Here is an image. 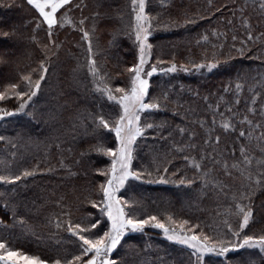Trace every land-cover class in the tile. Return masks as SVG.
I'll use <instances>...</instances> for the list:
<instances>
[{
	"label": "snow or ice",
	"instance_id": "6c2138e0",
	"mask_svg": "<svg viewBox=\"0 0 264 264\" xmlns=\"http://www.w3.org/2000/svg\"><path fill=\"white\" fill-rule=\"evenodd\" d=\"M19 6L29 14L22 25L0 23V65L8 68L0 71V124L27 117L51 134L41 142L27 124L0 134L12 150L0 159V264H264V0ZM157 30L191 45L182 60L154 55ZM238 57L260 63L245 67ZM177 72L227 81L202 94L152 80ZM185 92L204 101L210 121ZM41 143L44 166L17 162L19 149ZM48 174L60 179L37 195L33 185ZM137 181L174 185L188 202L150 210L145 196L129 195ZM148 229L176 251L146 243L121 254L130 234Z\"/></svg>",
	"mask_w": 264,
	"mask_h": 264
},
{
	"label": "trees",
	"instance_id": "16d2710c",
	"mask_svg": "<svg viewBox=\"0 0 264 264\" xmlns=\"http://www.w3.org/2000/svg\"><path fill=\"white\" fill-rule=\"evenodd\" d=\"M120 2H123V0H120ZM186 3L189 2V0H185ZM190 2L195 5L196 0H190ZM200 3H204L205 0H199ZM217 3L223 2V0H216ZM16 4L18 6L12 7V8H5L2 5H0V23H2L4 26H11V25H22L23 21L28 18L29 14L25 11V7H21L19 5L24 4L26 6V0H16ZM87 11V10H86ZM23 31V29H21ZM175 30H157L154 39V43L158 45V47L155 49L154 55H161L163 58L167 59L170 57V55L175 52L177 55L178 60H182L183 56L186 54V48L190 47L191 45H188L186 43H181L178 36L174 34ZM180 33H183V29L179 30ZM27 34V33H25ZM39 36L41 39L45 37V34L43 32L39 33ZM60 38H64L63 32L60 35ZM3 39V38H0ZM107 39V36L102 34L101 40L102 43H104ZM173 44H176L177 47H172ZM194 51H198L197 49H193ZM38 54V53H37ZM128 60L131 61L132 56L128 54L127 56ZM238 61L240 64L244 65L245 67L251 66L253 68L257 67L260 63V61L256 60H249L246 58H239ZM26 62V61H24ZM109 67H111V62L109 63ZM0 71L7 72L8 68L0 65ZM63 73L67 74L68 68L62 69ZM61 79L64 77L61 76ZM152 80L155 82H159L161 84H167L171 82L177 90H179V85L184 84L186 86H191L192 88L196 89L198 88L201 93H205L208 89H212L213 91L216 90H222V84L221 81H227V76L225 75H216V76H210L207 79L204 77H201L195 73L192 74H185L184 72H177L174 74H170L169 76H155L152 77ZM184 99L190 101V103L197 107L198 112L200 115H203L207 120H211V114L205 110L204 101H202L198 97L191 96L190 93H183ZM46 105L43 103L39 104L37 106V115L39 116V113L41 111L46 110ZM241 108H243V105H241ZM223 111V108L221 109ZM161 116H168L171 117L170 112H163L161 113ZM9 121H12L10 123H7V133L3 132L0 134L5 135H14L16 131L20 130V127L22 125L27 124L28 127L31 129L32 135L34 138H37L39 141L43 142L45 141V138L51 134L50 128L44 124L42 121H31L29 122V118L23 117L20 119L15 118H8ZM179 117L176 118V121L179 122ZM217 120H219V116L217 117ZM199 130V129H198ZM225 137L222 135V142L220 147H224L223 140ZM149 143H151V137L149 138ZM239 144V141H237V146ZM82 147H86V144L81 145ZM7 150V148L4 147L3 144H0V159H3V156L1 155ZM12 151L11 149H8V151ZM48 153H50V159L53 164H55L56 159L58 158L57 151L55 148H50L48 150ZM10 155V154H9ZM95 155V154H93ZM238 155V152H237ZM11 156V155H10ZM46 152L43 147V143L40 144L39 147L31 146L29 149L21 148L18 150V155L16 157V160L18 163H34L35 161H41V166H44L46 163L45 161ZM71 159V158H69ZM101 159L106 160V157H101ZM60 179L59 176H55L52 174L45 175L43 177H38L36 180V184L33 185L32 191L37 193V195H43L39 191L38 186H44L47 187L50 184H54L56 181ZM137 185H140L138 190L135 192L129 193V195H136L139 196H145L146 202L148 203L149 209H155L157 207H163L162 200H171L173 203V210H178L181 206L187 204V198L186 193L182 191L181 189L175 187L174 185L168 184H141V182H135ZM152 201H156V203H152ZM40 203V201H38ZM87 207H91L90 205ZM2 215V213H0ZM195 215H201L200 213H195ZM10 220V217H6ZM40 219L42 220L43 217L41 216ZM147 235H141V234H130V238L125 245L124 249L122 250L121 254L124 255L125 253H132V252H139L141 249L144 248L145 244H152V245H164L168 247L171 251L175 252L176 248L178 246H173L170 242L166 241L162 236L156 235V232L158 230L154 229H148ZM128 245H134L135 247L133 249H130ZM119 247V246H118ZM33 250H36L35 245L32 246ZM129 259H133L134 257L129 255ZM222 259V258H221Z\"/></svg>",
	"mask_w": 264,
	"mask_h": 264
},
{
	"label": "rangeland",
	"instance_id": "374dc122",
	"mask_svg": "<svg viewBox=\"0 0 264 264\" xmlns=\"http://www.w3.org/2000/svg\"><path fill=\"white\" fill-rule=\"evenodd\" d=\"M185 74H188V73H185ZM157 75H159V76H164V75H162V74H160V73H156V74L153 75V77H155V76H157ZM7 127H8L7 123L0 124V133H3V132L7 133ZM9 154L11 155V151H10V150L8 151V149H7V150L1 155V157L3 156V158H4L6 155L10 157Z\"/></svg>",
	"mask_w": 264,
	"mask_h": 264
}]
</instances>
